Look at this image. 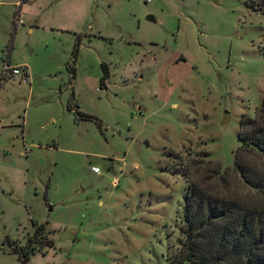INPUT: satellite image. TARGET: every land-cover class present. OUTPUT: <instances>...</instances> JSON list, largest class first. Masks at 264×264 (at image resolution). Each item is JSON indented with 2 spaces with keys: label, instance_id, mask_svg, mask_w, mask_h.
I'll use <instances>...</instances> for the list:
<instances>
[{
  "label": "rangeland",
  "instance_id": "obj_1",
  "mask_svg": "<svg viewBox=\"0 0 264 264\" xmlns=\"http://www.w3.org/2000/svg\"><path fill=\"white\" fill-rule=\"evenodd\" d=\"M18 1L0 0V264L28 242L27 264H191L183 171L234 165L264 98V0Z\"/></svg>",
  "mask_w": 264,
  "mask_h": 264
},
{
  "label": "trees",
  "instance_id": "obj_2",
  "mask_svg": "<svg viewBox=\"0 0 264 264\" xmlns=\"http://www.w3.org/2000/svg\"><path fill=\"white\" fill-rule=\"evenodd\" d=\"M100 85L109 77L107 64L101 63ZM81 118L92 116L80 113ZM239 146L234 165L223 168L200 153L183 171L187 180L181 213V237L176 259L191 264H264V98L254 117L241 115ZM178 159L179 155L169 152ZM207 163L201 180L191 179L192 167ZM235 171L253 192L251 198L231 195L225 188L230 171ZM23 252L27 264L34 253L28 242ZM52 245L51 241L44 244ZM25 251V252H24Z\"/></svg>",
  "mask_w": 264,
  "mask_h": 264
},
{
  "label": "built area",
  "instance_id": "obj_3",
  "mask_svg": "<svg viewBox=\"0 0 264 264\" xmlns=\"http://www.w3.org/2000/svg\"><path fill=\"white\" fill-rule=\"evenodd\" d=\"M3 73L10 74L12 76H21L23 82H26L27 80V74H25L24 67L23 66H12L8 59L5 61L3 65ZM92 170L94 172H99V168L96 166H93Z\"/></svg>",
  "mask_w": 264,
  "mask_h": 264
},
{
  "label": "crops",
  "instance_id": "obj_4",
  "mask_svg": "<svg viewBox=\"0 0 264 264\" xmlns=\"http://www.w3.org/2000/svg\"><path fill=\"white\" fill-rule=\"evenodd\" d=\"M26 1H29V0H20V2L18 1V3H19V8H18V12H21L20 10L22 9V7H23V4L26 2ZM17 12V13H18ZM17 15V14H16ZM12 51H13V46L11 45V47H10V50H9V57H11V53H12ZM9 60V62H10V64H11V61H10V59H8ZM12 66H22V65H20V64H11ZM24 67V66H23ZM24 69H25V74H27V70H26V68L24 67ZM105 85H106V83H105Z\"/></svg>",
  "mask_w": 264,
  "mask_h": 264
},
{
  "label": "water",
  "instance_id": "obj_5",
  "mask_svg": "<svg viewBox=\"0 0 264 264\" xmlns=\"http://www.w3.org/2000/svg\"><path fill=\"white\" fill-rule=\"evenodd\" d=\"M149 20L154 21V18L152 16H148Z\"/></svg>",
  "mask_w": 264,
  "mask_h": 264
}]
</instances>
